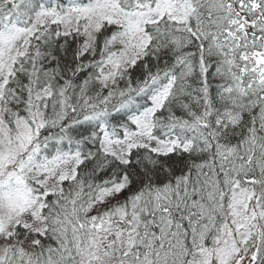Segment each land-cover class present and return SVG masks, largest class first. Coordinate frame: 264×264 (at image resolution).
I'll list each match as a JSON object with an SVG mask.
<instances>
[{
  "label": "snow or ice",
  "instance_id": "1",
  "mask_svg": "<svg viewBox=\"0 0 264 264\" xmlns=\"http://www.w3.org/2000/svg\"><path fill=\"white\" fill-rule=\"evenodd\" d=\"M0 264H264V0H0Z\"/></svg>",
  "mask_w": 264,
  "mask_h": 264
}]
</instances>
